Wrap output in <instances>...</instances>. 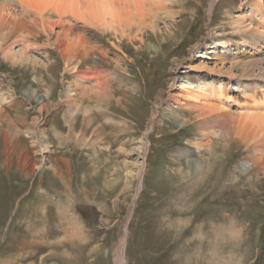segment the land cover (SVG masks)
Wrapping results in <instances>:
<instances>
[{
	"label": "rangeland",
	"instance_id": "1",
	"mask_svg": "<svg viewBox=\"0 0 264 264\" xmlns=\"http://www.w3.org/2000/svg\"><path fill=\"white\" fill-rule=\"evenodd\" d=\"M173 1L116 0V32L47 15L106 56L114 93L103 102L66 94L76 78L53 66L57 51L30 52L39 70L1 62L0 264H116L124 240L125 264H264L262 96L213 95L167 112L172 94L185 101L170 87L174 75L219 81L220 67L200 64V51L220 28L245 31L249 11L243 0ZM165 4L175 16L156 19L152 9ZM202 109L218 121L204 128Z\"/></svg>",
	"mask_w": 264,
	"mask_h": 264
},
{
	"label": "bare ground",
	"instance_id": "2",
	"mask_svg": "<svg viewBox=\"0 0 264 264\" xmlns=\"http://www.w3.org/2000/svg\"><path fill=\"white\" fill-rule=\"evenodd\" d=\"M84 1L87 3L85 12L80 9L79 0H0V64L3 62L4 64L10 65L14 70L16 69L19 71L28 70L30 68L39 70L37 66L39 61L33 60L30 52L39 49V47L48 48L50 56L56 51L59 53V59L56 60L53 66L59 68L60 65H63L64 73L76 78L73 82L74 85L69 84L66 87L67 95H81L80 99L83 102L86 99L93 100V98H97L102 102L104 99H108L107 97L110 99L111 94L114 93L109 85L111 78H113V72L101 65V63H107V58L104 53L99 50V46L97 44H91L85 34L79 38H74L69 36L67 32H57L56 23L49 21L47 18V15L50 14H56L61 19L65 15H68L90 26L96 25L101 29H113L115 32L118 31L113 24L109 23V18H113L112 13L114 8L112 9V7L115 6L114 3L116 0H100L98 3L95 0ZM162 1L163 0H161V2ZM11 2L21 5L19 12H11ZM174 2L176 1L174 0L172 4H174ZM242 2L243 8L249 11V16L245 20L247 21L246 24L240 26L241 28L245 27V31L225 34L222 31L223 29L220 28L217 32L209 34L210 42H206L204 50L200 51V64H206L205 59L211 58L214 60L215 66L220 67L217 70H212L213 74L220 76L219 81L210 83L201 78H195V80H193L189 78L190 76L183 78L174 75L171 78L170 87L180 88L184 92L185 101L175 99L172 94L167 112L172 113V106L175 104L183 103L197 107L198 105L196 103L199 99L207 100L210 99L209 96L213 95H225L228 99H233V97L237 96L241 99L247 98L250 95H256V97L260 95L262 96V98H260L262 100L261 102L264 104V0H243ZM214 4L215 1L209 9L210 13L215 12ZM168 7L169 6L165 4L152 9V11L156 13V19L161 18L159 17V12H164V15L168 17H174V13L166 9ZM142 9H144V7H142ZM137 10L139 11V9ZM237 18H239V16ZM125 25H127V23H125ZM39 33L49 37L44 43L42 42L43 44L38 42L37 35ZM168 35H170V33ZM51 36L55 37V43H53V45L56 44V47H53L50 42ZM17 46H20L19 50H16ZM220 46L225 49V53L222 55L215 53L214 50H217ZM208 49H213L214 51L209 52ZM209 53L215 54L210 57L207 55ZM159 57L158 55L157 58L159 59ZM227 63L230 64V68L228 69L227 67L228 71H225ZM207 66L208 65H206V67ZM42 67L45 72L46 67L44 65ZM187 68L198 71L203 70L205 67L203 65H193L192 62H188ZM20 74L22 73L20 72ZM146 80L147 77L144 81L146 82ZM144 81L142 79L141 82ZM86 82L91 84L89 85ZM225 88L229 90H224ZM53 91L54 90L51 89V94H53ZM6 98L7 96L5 97L1 92L0 111L2 109V103L6 101ZM213 106L211 107L214 109ZM213 109H209V111L207 110L205 112L203 111L204 109H202L203 112L200 111L201 113L198 115V117H202L201 122H203L204 128L218 121L219 115H213L215 114V109ZM160 110L161 106L158 103L152 117H156L157 112ZM256 113L254 112L252 116ZM260 114L264 116L263 111ZM221 115L223 116V114ZM45 138V135H42L43 141L47 140ZM146 144L147 141H145V145ZM145 145L142 146L139 153L142 159L145 158L148 149ZM140 188L141 187H139V189ZM125 242L124 240L122 243L121 251L116 259V264H125Z\"/></svg>",
	"mask_w": 264,
	"mask_h": 264
}]
</instances>
